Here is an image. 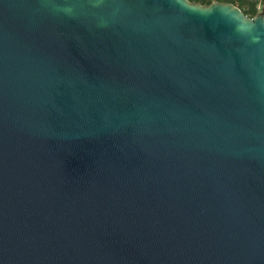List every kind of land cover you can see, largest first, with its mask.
Wrapping results in <instances>:
<instances>
[{
    "label": "water",
    "instance_id": "1",
    "mask_svg": "<svg viewBox=\"0 0 264 264\" xmlns=\"http://www.w3.org/2000/svg\"><path fill=\"white\" fill-rule=\"evenodd\" d=\"M0 264H264V10L0 0Z\"/></svg>",
    "mask_w": 264,
    "mask_h": 264
},
{
    "label": "trees",
    "instance_id": "2",
    "mask_svg": "<svg viewBox=\"0 0 264 264\" xmlns=\"http://www.w3.org/2000/svg\"><path fill=\"white\" fill-rule=\"evenodd\" d=\"M201 5H210L214 2L232 3L239 7L247 17H254L257 13L264 10V0H189Z\"/></svg>",
    "mask_w": 264,
    "mask_h": 264
}]
</instances>
